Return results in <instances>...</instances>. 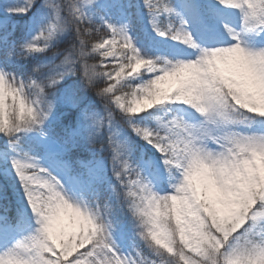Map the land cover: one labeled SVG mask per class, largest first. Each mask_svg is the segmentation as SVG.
Instances as JSON below:
<instances>
[{
  "label": "snow or ice",
  "instance_id": "6c2138e0",
  "mask_svg": "<svg viewBox=\"0 0 264 264\" xmlns=\"http://www.w3.org/2000/svg\"><path fill=\"white\" fill-rule=\"evenodd\" d=\"M0 264H264V0H0Z\"/></svg>",
  "mask_w": 264,
  "mask_h": 264
}]
</instances>
